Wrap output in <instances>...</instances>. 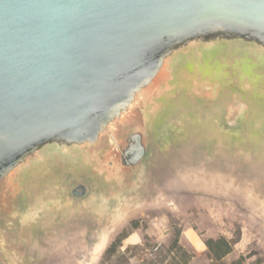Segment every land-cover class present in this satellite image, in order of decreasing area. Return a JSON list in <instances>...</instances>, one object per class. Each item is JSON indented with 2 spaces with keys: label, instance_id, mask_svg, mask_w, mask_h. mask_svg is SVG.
<instances>
[{
  "label": "water",
  "instance_id": "95a60500",
  "mask_svg": "<svg viewBox=\"0 0 264 264\" xmlns=\"http://www.w3.org/2000/svg\"><path fill=\"white\" fill-rule=\"evenodd\" d=\"M253 110L264 0H0L2 217L55 183L120 201L180 118Z\"/></svg>",
  "mask_w": 264,
  "mask_h": 264
},
{
  "label": "rangeland",
  "instance_id": "374dc122",
  "mask_svg": "<svg viewBox=\"0 0 264 264\" xmlns=\"http://www.w3.org/2000/svg\"><path fill=\"white\" fill-rule=\"evenodd\" d=\"M261 114L234 130L220 112L180 118L115 203L46 186L0 216V250L9 264H264Z\"/></svg>",
  "mask_w": 264,
  "mask_h": 264
},
{
  "label": "crops",
  "instance_id": "0c3cea01",
  "mask_svg": "<svg viewBox=\"0 0 264 264\" xmlns=\"http://www.w3.org/2000/svg\"><path fill=\"white\" fill-rule=\"evenodd\" d=\"M242 244H243V238H241V240L238 243H236L235 247L238 248Z\"/></svg>",
  "mask_w": 264,
  "mask_h": 264
}]
</instances>
